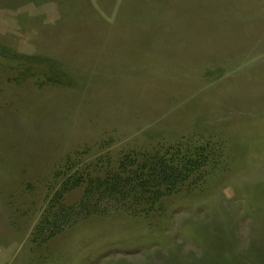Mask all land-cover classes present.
Instances as JSON below:
<instances>
[{
	"label": "rangeland",
	"instance_id": "rangeland-1",
	"mask_svg": "<svg viewBox=\"0 0 264 264\" xmlns=\"http://www.w3.org/2000/svg\"><path fill=\"white\" fill-rule=\"evenodd\" d=\"M121 163L141 197L80 214ZM0 264H264V0H0Z\"/></svg>",
	"mask_w": 264,
	"mask_h": 264
},
{
	"label": "trees",
	"instance_id": "trees-1",
	"mask_svg": "<svg viewBox=\"0 0 264 264\" xmlns=\"http://www.w3.org/2000/svg\"><path fill=\"white\" fill-rule=\"evenodd\" d=\"M178 150H182L178 148ZM205 147H187L184 153L176 157L175 153L171 154H157L151 155L140 161V165L137 166L136 170H129L131 176L142 177V180L139 184V187L136 193H139L142 190V185L154 186V190L151 192V197L148 198V201L155 202L157 197H164L171 193L173 190V185L180 183L188 175L196 173L195 176L189 178L191 181L198 180L200 181V175L206 171L207 168H214L215 161L209 160ZM170 157H167V156ZM123 164H120V167L117 170H114L110 173L103 176H93L89 178L88 184L84 189V199L79 201L75 208L81 213H87V211H95V207L91 205H86L88 202L99 203L109 200L115 205L118 202H124L127 205L131 202L135 203L138 196H133L130 194L132 190L127 185V182L130 178L126 179L123 176ZM111 174V175H110ZM151 176V178H149ZM82 176L79 175L81 179ZM197 177V178H196ZM194 179V180H193ZM92 183H96L97 187L92 188ZM137 182L135 183V185ZM163 185H166L163 187ZM102 198H105L101 200ZM125 200V201H124ZM57 210L60 213H65V211L70 210L66 206L59 204ZM47 225H52L51 223H46Z\"/></svg>",
	"mask_w": 264,
	"mask_h": 264
}]
</instances>
